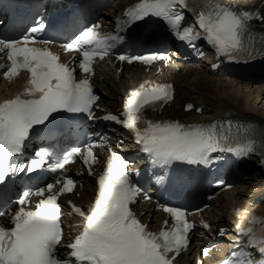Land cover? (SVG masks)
Segmentation results:
<instances>
[{"label":"snow or ice","instance_id":"snow-or-ice-1","mask_svg":"<svg viewBox=\"0 0 264 264\" xmlns=\"http://www.w3.org/2000/svg\"><path fill=\"white\" fill-rule=\"evenodd\" d=\"M186 14H191L192 20L184 26ZM253 19L264 21V15L236 10L217 0H139L117 17L114 32L102 33L98 24L85 25L82 29L76 28L73 38L61 47L78 53V68L91 74L94 58L103 59L117 46L158 43L160 36L152 30V25L160 22L164 38L180 41L196 55L204 54L198 51L199 42L204 41L214 49L217 59L223 57L229 63L250 64L258 57L264 58V37L257 42L249 27ZM68 26L66 18H53L47 24L34 18L20 38H0V53L9 62L7 66L0 65V68L6 67L2 75L10 80L21 70L29 73L23 91L0 102V203L7 206L8 194L22 188L11 201L19 205L9 216L11 227L0 226V264H70V258L75 259V264H173L175 256L189 246V232L193 227L185 218L183 200L194 195L199 184L207 179L205 169L228 163L229 157L239 162L264 149V127L233 124L231 120L194 125L148 120L144 111L163 107L171 100L172 85L142 83L127 93L119 115H106L102 119L131 131L150 165L166 171L165 175H153L155 183L169 197L168 201H157V206L169 214L172 225L154 233L136 217L130 204L143 189L133 183V174L126 170L129 162L111 152L103 174L97 178L94 202L86 212L72 206L84 223L75 240L65 245L58 197L72 192L75 181L65 176L62 184L58 179L44 187L25 186V182L39 180V176L30 174L43 171L52 159L55 162L49 170L65 172V166L77 154H82L81 148L56 152L50 150L52 145L41 144L31 156L26 157L25 151L37 140L71 141L78 127L73 122L81 114L94 118L98 96L89 78L77 80L74 69L60 62L48 47L36 46L55 43L52 39H39L37 33ZM117 59L149 65L171 57L150 51L145 55L120 54ZM191 109V104L185 108ZM94 160L88 146L84 163ZM184 165L203 167L193 174ZM33 195L40 197L34 210L28 207ZM203 227L209 225L204 223ZM236 227L238 235L247 236V241L244 248L232 253L239 257L235 264H253L256 257L255 264H264V226L258 234L241 223ZM64 248L71 251L62 260L57 253ZM226 264L234 262L229 260Z\"/></svg>","mask_w":264,"mask_h":264},{"label":"bare ground","instance_id":"bare-ground-1","mask_svg":"<svg viewBox=\"0 0 264 264\" xmlns=\"http://www.w3.org/2000/svg\"><path fill=\"white\" fill-rule=\"evenodd\" d=\"M134 0H124L123 3H132ZM222 3H228L231 5L240 4L246 2L249 7H257L258 0H217ZM264 12V10H263ZM261 32H264V25L258 27ZM106 72H104L105 74ZM191 74L192 71H190ZM198 77L197 83L190 82L188 77H181L178 80L177 86V98L174 104L166 108L163 112L165 117H174L178 119H187L188 121L206 120L217 117H224L226 114L232 113V117L249 122L256 125L259 128L264 127V94L261 89H257L256 94L253 90H244L243 85L239 82L229 81L227 78L217 79L215 77L206 75L205 71L199 70L194 73ZM103 70H101V75ZM142 73L138 69H131L126 71L122 76L123 82L112 83L104 81L106 87L110 90L113 96L121 94L125 86L133 85L140 78ZM223 80V81H222ZM186 103H193L194 105L204 107L203 114L201 116H195L193 113L185 115L182 113V109ZM125 147H131L126 145L125 140H122ZM252 184L249 187V192L243 190H232L222 196L220 203L214 206V221H220L229 215V211L233 207L234 203L229 201L235 199L240 205L247 207L252 201L253 194L258 190V187ZM89 185H86L82 197L87 196ZM249 193V195L247 193ZM242 194L246 197L241 198ZM264 211V209H263ZM149 218L147 214L145 219ZM161 219L158 214L153 215V221Z\"/></svg>","mask_w":264,"mask_h":264}]
</instances>
